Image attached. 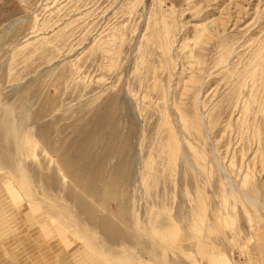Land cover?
Wrapping results in <instances>:
<instances>
[{"label": "rangeland", "instance_id": "rangeland-1", "mask_svg": "<svg viewBox=\"0 0 264 264\" xmlns=\"http://www.w3.org/2000/svg\"><path fill=\"white\" fill-rule=\"evenodd\" d=\"M0 176L47 264H264V0H0Z\"/></svg>", "mask_w": 264, "mask_h": 264}, {"label": "bare ground", "instance_id": "bare-ground-1", "mask_svg": "<svg viewBox=\"0 0 264 264\" xmlns=\"http://www.w3.org/2000/svg\"><path fill=\"white\" fill-rule=\"evenodd\" d=\"M1 126L8 139L12 138L19 146L24 144L23 141H25L24 138L26 137L22 138L24 129L21 128L18 122H14L9 117L8 111L1 119ZM171 151H174V148L173 150L171 148ZM1 179L2 177L0 176ZM5 190L8 191L0 185L1 196L6 199L4 203H0V264H47L45 257L37 251L34 243L32 244L33 249H30L31 251L22 247L23 238L16 232L13 224L14 214L8 208L10 201H16V198L13 193L12 195L7 194ZM51 242H54L55 247L53 254L59 255L57 258L63 264H98L95 260L89 258L85 250L68 241L63 233L53 238Z\"/></svg>", "mask_w": 264, "mask_h": 264}]
</instances>
